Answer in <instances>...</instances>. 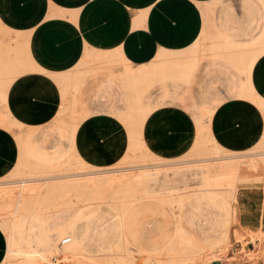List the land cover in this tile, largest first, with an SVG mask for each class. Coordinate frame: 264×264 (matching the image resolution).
I'll return each mask as SVG.
<instances>
[{"label":"crops","instance_id":"0c3cea01","mask_svg":"<svg viewBox=\"0 0 264 264\" xmlns=\"http://www.w3.org/2000/svg\"><path fill=\"white\" fill-rule=\"evenodd\" d=\"M18 37H27L25 51L35 72L13 84L0 83L11 85L6 96L0 91V126L19 128L11 137L8 130L1 131L11 142L0 143V186L16 180L12 174L21 147L34 163L49 168V182L81 181L80 185L73 183L79 192L51 202L69 204L70 196L77 197L72 203H78V209L65 217L73 220L71 232L83 252L104 257L119 245L124 234L135 236L144 251L168 249L176 234L196 250L218 248L231 234L232 204L226 195L204 190L198 165L207 160L205 155L227 158L238 148L249 150L260 143L264 132L263 115L258 112L264 109V0H0V44ZM103 56L120 60L129 68L113 64L107 65L112 70H97L110 76L109 81L119 91V102L110 115L97 110L88 117L81 110L82 104L70 98L79 97L89 74L87 60ZM15 58L16 70H21ZM77 74L79 80L73 79ZM210 76L214 82L207 85ZM215 84L231 99L221 107L224 100L216 94ZM98 86L90 89L99 90ZM168 87L193 94L189 118L194 136L189 153L180 156V162L160 165L157 163L162 158L148 148L145 128L154 117L181 108L169 106L153 114L154 91ZM52 105L54 108H49ZM220 114L233 129L231 143L226 146L214 135ZM56 115L64 122L58 132L60 145L66 148L49 153L38 146L26 127H46ZM91 119L113 126L95 132L100 140L97 151L127 147L125 160L134 172L118 175L103 171L102 165L88 159L87 149L94 147L86 143L89 135L79 140L77 136L81 124ZM100 158L99 162L105 161ZM124 176L140 182L138 192H115L123 188L118 180ZM69 187L65 183V190ZM119 204H125L124 208ZM23 216L27 218L17 229L26 236L32 218ZM55 217L49 216L45 223ZM90 220L97 225L84 227ZM219 220L225 221L220 225ZM112 229L116 238L107 246L98 243L94 249L85 241L79 245L82 235L105 236ZM2 232L0 229L6 240ZM6 248L5 241V256Z\"/></svg>","mask_w":264,"mask_h":264},{"label":"rangeland","instance_id":"374dc122","mask_svg":"<svg viewBox=\"0 0 264 264\" xmlns=\"http://www.w3.org/2000/svg\"><path fill=\"white\" fill-rule=\"evenodd\" d=\"M25 46H27V37H18L16 40L13 41L8 40L0 44V71L3 68V62H4L3 59L8 58L10 60L13 55L17 56L21 69V70H17L16 73L13 74H10L11 70H4V71L2 70L3 76L1 77L0 75V83H4V85L9 83L13 84L18 78L22 77L23 75L30 72H35L34 70L30 69L31 63L30 60L27 59L28 57L26 55ZM113 64L122 65L124 70H127L129 68L120 60L114 61L109 56H103L101 58L90 57L86 62V66L87 67L89 66L86 69L89 71V74L86 78L85 83L83 84L79 97L77 95V97L75 98H70V101L72 102L74 101V103L76 102V104L79 103L82 104L81 110L84 111L88 115V117L92 116L97 110L103 113L105 112L110 115L112 113L114 106L119 102V97H118L119 91L118 89H116L114 83L109 81L110 76L108 74L105 73L103 74L97 71V70H112V68H110L107 65H113ZM98 65L101 68H97ZM103 67H105V69H103ZM74 77L80 78V75L77 74L74 75ZM206 81H207V85H210L214 82V78L210 76ZM94 84H96V87L97 84H99L98 86L99 90H97V88L90 89V87H92ZM214 86H215L214 90L218 95L219 99L224 100V102L220 105V107L226 102L231 101L224 88H222L217 84H215ZM192 97L193 94L187 90H180V89L178 90L171 87L160 90L157 89L154 91L151 100V107L153 108V114L156 111L169 106L181 107L179 108V110L169 109L163 114H161L159 117H154L153 119L150 120V122L145 128V135H146L145 140L147 142L148 148L150 149V151L154 152L157 157L162 158V161L158 162L157 164L167 165L169 163L180 162L182 160L180 159V156H185L189 153L190 148L192 147L193 136H194L193 124L189 118L192 103L194 101ZM100 103L106 105V108L94 107V105ZM49 108L53 109L54 106L52 105ZM181 113H184L185 116L181 115ZM63 123H64L63 120H61L59 116L56 115V117H54L51 120V122L48 123L47 125L48 127L46 126L42 128L39 127L38 128L26 127V128L30 132H33L35 136V141L37 142L38 146L42 148L44 151L51 153L57 148L60 147L66 148L65 146L60 145L61 142L59 139V132H58V128ZM110 124L112 123L102 122V121L99 122L96 119H91L89 121L83 122L78 130L79 134L77 136V139L79 140L80 136H83L85 134L89 135L88 137H86V143L88 141V143H90L89 145H93L94 147L93 148H91V146L88 147L87 149L88 151L87 155H89L88 159L95 164L102 165L103 168L101 169L103 171L118 172V175H122L125 173H132L134 171L129 170L132 169L131 165L127 164L125 160L127 147L125 149L122 148L117 149L116 147L113 149L105 148L97 151V145L99 139L96 137L95 132L98 130H102V128L112 129L113 126ZM213 128H214V135L216 136L218 142H220L223 146H226V143L230 142L232 139L231 134L233 129L230 125V122L226 120L224 114L222 115L220 114L217 117V120L214 123ZM17 129L19 128L14 127L12 130H8L0 126V143H2L3 145L4 143H9L10 145L11 142L10 135L13 134L15 136L14 132ZM119 129L123 130L124 127L122 126ZM5 130H8L10 132L9 134L10 137H5L1 133V131H5ZM9 149L12 150V148ZM237 150H238L237 153H244V152L246 153L248 151L245 148H238ZM82 155L86 158V156L83 153ZM246 155L247 156L244 157L245 159L242 160L251 159V156L249 154ZM102 157L105 158V161L99 162L98 159L99 158L102 159ZM189 166L191 165H185L184 167H189ZM254 176L256 175L254 174ZM14 181H9L8 185L6 186L5 185L0 186L1 188L0 192L6 191L7 193H11L12 195H14V197L18 196L21 192L20 187H8L10 186L9 184L14 183ZM258 182L260 183V186H255V187L253 186L251 187L252 189L250 188L248 189V191L247 190L245 191L247 195H250V199L252 198L251 200L252 211L254 209L256 210L255 204L257 202L259 204V203H263L264 201L263 175L258 177ZM46 188L47 187L44 188L42 187L36 190L38 196L40 195L45 196L44 198H42L44 200H47ZM89 188L90 187H88V189H86L85 191L90 190ZM81 196L82 195H80V197ZM69 198H70L69 201L71 203L73 200L77 199L76 196H70ZM247 200L248 199L245 198L246 202ZM230 204H232V201H230ZM235 204H238V202ZM80 209L81 208H79V210ZM232 209H233L234 218L231 221L233 226L230 231L231 234L230 235L228 234L227 235L228 237H226V240L228 239L227 242L222 243L218 248L212 250L205 249L204 251H202L192 248L193 250L199 252L198 255H200L201 257L199 256L197 259H194V261H188V262L185 261L182 262L181 260L179 261L177 259H174L172 264H209L216 260L221 261L222 264H264V233L261 234L259 233V225H258V220H259V216L261 215V212L259 210H256L253 211V214L256 215L257 213L256 217H250V216L245 217L244 213L242 214L241 211H236V208L233 207ZM75 214L76 212L73 213L74 216ZM55 218L58 219V216L56 215ZM223 221L225 220H219L220 225ZM168 222L172 223L171 219H169ZM96 225L97 223L95 220H90L89 222L84 224V227L89 226L90 228L91 226H96ZM65 228L66 227L64 226V229L63 228L58 229V232H61L60 240L68 236L69 228L67 229ZM83 229L86 231V228ZM113 230L114 229H112V232L110 234H106L105 236L97 235V234L82 235L83 237L80 240L81 243L79 245H81L82 247L85 241L87 245L91 246V248L94 249L96 248V246H98V243H100L101 247L107 246L108 243L110 244V242L116 238V235H114ZM191 231L193 234H196L195 229H191ZM190 237L192 238L193 235L191 234ZM260 240L262 241V243ZM5 241H6L5 236L0 235V264L2 263L3 258L6 259V256L4 255ZM166 250L168 251V249ZM145 252H151V251H145ZM164 256L165 255H163L162 257ZM19 259L20 258L18 257L11 258L12 261L14 260L13 262L16 261L18 262ZM66 259H65L66 263L64 262L65 264L70 263L72 258L70 257ZM118 261L121 260H113V263L111 264H119ZM140 261L141 260H139L137 263L143 264ZM100 262H101L100 264H105L103 260ZM17 264H19V262ZM147 264H157L156 259H152ZM161 264H168V262L166 261V257L161 259Z\"/></svg>","mask_w":264,"mask_h":264},{"label":"bare ground","instance_id":"6f19581e","mask_svg":"<svg viewBox=\"0 0 264 264\" xmlns=\"http://www.w3.org/2000/svg\"><path fill=\"white\" fill-rule=\"evenodd\" d=\"M25 47L27 50V46ZM15 56L16 55L12 56V60H15L13 69V62L8 58L3 59L4 62L2 61L3 68H7V66L11 68L10 74L16 73L17 71ZM73 79H75L74 76ZM57 83L61 85L64 84L65 81L62 83ZM73 83L75 84V82ZM10 87L11 85L3 86L0 84V91L6 96ZM61 87H63V85ZM258 112L263 115L264 119V109L259 108ZM12 121L17 125L13 117ZM262 136L264 137V132ZM262 136L260 138L261 140L259 145H257L255 148L249 149L246 153L244 152L241 154L237 153V151H233V154L227 158H224L220 154L205 155L203 157H205L207 160H204V162H201L198 165V171L204 177V190L215 191V193L220 192L221 194L226 195V199L228 198L232 201V207L236 208V211H241L242 214L244 213L245 217H256L257 213L256 215L253 214V211L256 210L261 212V215H258L260 234L264 233V201L263 203L259 204L257 202L255 204L256 210L254 209L252 211V198L250 199V195H247L245 191H248V189L253 186H260L258 177L262 175L264 176V138ZM19 149L21 150V153L20 157L18 156V165L12 174V177L16 178V180L14 183H10V186L8 187H20L21 192L16 197H14V195L11 193H7L6 191L0 192V229L6 235L7 244L6 259L2 262V264H17L18 262L19 264H65L66 260H68L66 258L70 257L72 259L70 263L67 264H100V261L102 260L105 264H111L113 263V260H121L118 261L119 264H138L137 262L139 260H141L140 262L143 264H147L152 259H156V263L161 264V259L164 257H166L168 264H172L174 259L179 261L181 260L182 262H188L194 261V259H197L200 256L198 255L199 252L188 246L183 238L177 234L170 241L171 246L168 248V251H165L164 249L151 252L142 251L139 248L140 241L138 242L135 236H129L128 234H125L123 235V239L119 245L111 253L104 257L92 256L89 255V253L87 254L83 252L82 249H79L77 246L78 244H76V239L74 240L73 234L71 232L73 220L65 217V213H69L70 210L76 211L79 207V204L51 202L55 198H64L65 195L68 196L72 194V191L77 192L78 190L79 192V188L75 187L73 183L80 185L81 181L73 179H68V181H65L59 180L62 178L56 177L59 181L54 180L49 182L48 177L51 174L49 168L34 163L28 156H26V154H24L21 147H19ZM246 154H249L251 159L242 160L245 159L244 157L247 156ZM254 174L256 176H254ZM118 181L120 184H124V186L123 188H118L115 190V192L130 193L134 192L135 190L136 192L139 191L140 182L138 180L131 181V179H128V176H124ZM65 183L71 186L67 190H65ZM115 184L117 185L118 183L115 182ZM6 185H8V183L5 184V186ZM42 187H47V200L42 199L45 196H38L36 193V190ZM113 187L115 188V186ZM245 198L248 199L247 202L245 201ZM237 202L238 204H235ZM119 205L123 209L125 204ZM26 214H29V216L32 218V221L31 227L29 229L30 233L24 236L18 233L19 229L17 228L19 227L18 224L23 219L27 218L23 216ZM54 215H57L58 219L51 220L49 223H45L49 216ZM123 221L125 222V220ZM66 223H68L67 225L69 227L68 236L66 238H70V242L62 244L65 238L60 240L61 232H58V230L55 229H59V227L64 226ZM126 231L127 230H125L124 233H127ZM141 238L142 237H140V239ZM227 241L228 239H225L222 243ZM163 255L165 256L162 257ZM12 257H18L20 259L18 262H13L14 260H11Z\"/></svg>","mask_w":264,"mask_h":264},{"label":"built area","instance_id":"2783aa9c","mask_svg":"<svg viewBox=\"0 0 264 264\" xmlns=\"http://www.w3.org/2000/svg\"><path fill=\"white\" fill-rule=\"evenodd\" d=\"M68 242H70V238H65V239L63 240L62 244H65V243H68Z\"/></svg>","mask_w":264,"mask_h":264},{"label":"water","instance_id":"95a60500","mask_svg":"<svg viewBox=\"0 0 264 264\" xmlns=\"http://www.w3.org/2000/svg\"><path fill=\"white\" fill-rule=\"evenodd\" d=\"M209 264H222V263H221V261L216 260V261H213V262H211V263H209Z\"/></svg>","mask_w":264,"mask_h":264}]
</instances>
